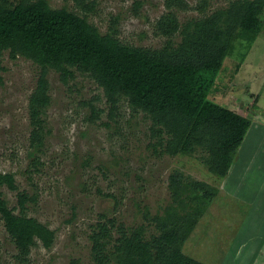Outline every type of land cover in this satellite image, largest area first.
<instances>
[{"label": "rangeland", "instance_id": "1", "mask_svg": "<svg viewBox=\"0 0 264 264\" xmlns=\"http://www.w3.org/2000/svg\"><path fill=\"white\" fill-rule=\"evenodd\" d=\"M48 1L82 13L71 0ZM181 1L188 6L177 11L182 23L229 5L211 0L200 13L201 0ZM169 11L167 0H98L89 21L104 33L119 17L122 41L160 48L167 38L154 27ZM232 46L212 93L220 111L187 156L150 149L152 122L143 113L133 115L127 101L120 104L117 125L106 127L103 90L80 74L66 86L50 71L52 103L43 117L38 164L30 157L29 100L40 68L4 52L0 171L12 173L19 190L36 198L28 216L56 232L52 249L37 242L30 264H93L89 236L106 219L201 264H264V26L257 36L239 35ZM95 97L106 112L90 122V109L81 103ZM3 192L17 207V192ZM17 254L0 218V264H19Z\"/></svg>", "mask_w": 264, "mask_h": 264}, {"label": "trees", "instance_id": "2", "mask_svg": "<svg viewBox=\"0 0 264 264\" xmlns=\"http://www.w3.org/2000/svg\"><path fill=\"white\" fill-rule=\"evenodd\" d=\"M71 1L82 13L52 8L48 0H0V83L6 51L11 58L23 57L40 68L29 100L34 151L30 157L37 164L45 143L43 117L52 103L50 71L57 72L66 86L77 74L96 83L108 107L106 127L117 125L120 104L127 101L133 115L143 113L152 122L150 149L187 156L202 144L220 111L212 93L233 42L239 35H259L264 26V0H229L227 7L183 23L177 11H187L186 3L167 0L170 11L154 27L167 40L160 48H150L122 41L119 17L104 33L92 24L89 19L98 0ZM210 1L201 0L196 10L205 13ZM99 100L81 103L90 109V122L106 112L95 105ZM4 187L17 192V207H10ZM35 202L34 196L19 190L12 173L0 171V218L18 250L19 264H30L38 241L50 250L56 239L55 231L28 216V206ZM114 227L106 219L92 228L93 264H201L138 230L128 233Z\"/></svg>", "mask_w": 264, "mask_h": 264}, {"label": "crops", "instance_id": "3", "mask_svg": "<svg viewBox=\"0 0 264 264\" xmlns=\"http://www.w3.org/2000/svg\"><path fill=\"white\" fill-rule=\"evenodd\" d=\"M259 125H262V124H259Z\"/></svg>", "mask_w": 264, "mask_h": 264}]
</instances>
